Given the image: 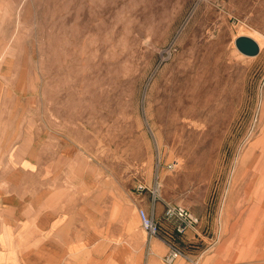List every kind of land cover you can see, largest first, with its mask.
Here are the masks:
<instances>
[{
  "label": "rangeland",
  "instance_id": "obj_1",
  "mask_svg": "<svg viewBox=\"0 0 264 264\" xmlns=\"http://www.w3.org/2000/svg\"><path fill=\"white\" fill-rule=\"evenodd\" d=\"M35 3L13 80L46 132L70 134L121 193L126 239L156 238L140 207L159 221L160 206L182 204L200 224L177 236L190 259L176 260L264 264V0ZM242 35L257 55L238 49Z\"/></svg>",
  "mask_w": 264,
  "mask_h": 264
},
{
  "label": "crops",
  "instance_id": "obj_2",
  "mask_svg": "<svg viewBox=\"0 0 264 264\" xmlns=\"http://www.w3.org/2000/svg\"><path fill=\"white\" fill-rule=\"evenodd\" d=\"M40 6L0 0V264H164L160 240L126 239L121 193L70 134L46 132L38 106L13 80L18 27L34 23L38 12L28 22L29 9Z\"/></svg>",
  "mask_w": 264,
  "mask_h": 264
},
{
  "label": "built area",
  "instance_id": "obj_3",
  "mask_svg": "<svg viewBox=\"0 0 264 264\" xmlns=\"http://www.w3.org/2000/svg\"><path fill=\"white\" fill-rule=\"evenodd\" d=\"M146 188L147 186L140 185L138 189L143 192ZM158 198L160 199L158 187L156 186L151 199L157 204ZM138 214L141 225L147 234L150 237L159 238L167 247V253L164 258L166 262L172 263L180 256L190 259L189 255L178 246L177 236L196 228L200 224V217L198 215L182 204L172 205L167 203L163 212V220L173 225L174 231L171 232L162 227L160 220L158 221L156 217L155 209L149 212L145 207H140Z\"/></svg>",
  "mask_w": 264,
  "mask_h": 264
},
{
  "label": "water",
  "instance_id": "obj_4",
  "mask_svg": "<svg viewBox=\"0 0 264 264\" xmlns=\"http://www.w3.org/2000/svg\"><path fill=\"white\" fill-rule=\"evenodd\" d=\"M236 45L242 53L249 56L257 55L260 52V45L258 41L251 36H239L236 39Z\"/></svg>",
  "mask_w": 264,
  "mask_h": 264
}]
</instances>
